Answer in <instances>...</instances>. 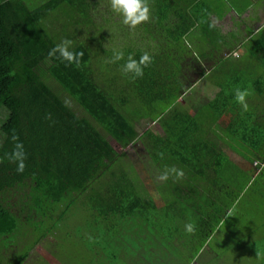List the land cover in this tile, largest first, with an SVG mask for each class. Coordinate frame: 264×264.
<instances>
[{"label":"trees","instance_id":"1","mask_svg":"<svg viewBox=\"0 0 264 264\" xmlns=\"http://www.w3.org/2000/svg\"><path fill=\"white\" fill-rule=\"evenodd\" d=\"M156 3L147 0L150 18L137 25L140 45L137 36L118 50L105 45L119 24L102 11L110 0H0V105L8 111L0 128V264H27L39 244L59 264H151L163 256L168 264H193L217 237L207 248L213 256L234 242L244 248L251 237L246 219L239 221L244 213L233 209L258 184L264 188V28L244 42L247 54L239 58L195 54L189 39L201 13ZM65 39L70 51L83 53L78 66L49 56ZM144 39L151 46L140 47ZM114 52L124 58L111 62ZM145 53L151 62L143 77L123 72L129 55ZM204 59L215 68H201ZM45 74L100 129L72 111ZM203 78L213 90L194 112L179 101ZM237 90L246 93L243 104ZM142 121L162 133H140ZM106 137L123 149L140 143L143 170ZM172 167L183 177L173 173L160 184L149 177ZM261 197L255 211L264 208ZM73 210L88 217L76 232L84 258L62 251ZM227 229L233 233L223 234ZM257 254L264 264V250Z\"/></svg>","mask_w":264,"mask_h":264},{"label":"rangeland","instance_id":"2","mask_svg":"<svg viewBox=\"0 0 264 264\" xmlns=\"http://www.w3.org/2000/svg\"><path fill=\"white\" fill-rule=\"evenodd\" d=\"M34 1H35V3L40 4L42 1H45V0H34ZM102 11L105 13L106 17H108V15L110 14V16L113 17L114 21L119 22V24L116 27L114 26V28L111 29V31L108 30L109 34L107 32L106 35L108 36V40L111 38L112 41L105 42L106 47L121 50L123 47L130 45V43L132 41H134V39L137 36H138L137 37V39H138L137 45H140V43H141L140 36L141 35H139L137 32V28H138L137 26L135 28H129L127 25H124L122 22L123 17L119 13L114 12L112 10L110 4L108 6L104 5V7L102 8ZM99 20H100V18H99ZM62 24H63V21L57 25L58 30H62V27H63ZM142 26L143 25H141L140 27H142ZM148 44H149V46H151L152 42L144 39V42L141 44L140 47L146 46ZM238 54L239 55H237V56L239 58V56H241V54L240 53H238ZM44 66H42L43 70H45ZM43 79H44L45 83H47L54 91H57V94L60 95L61 98L64 97L65 102L68 103V106L71 108L72 111H74L79 117L86 118V119L90 120L95 127L100 129L99 126L94 121H92L89 118V116L83 111V109L77 104V102L74 101V99L71 96H69L66 92H64L61 89V87L58 85L57 82H55L47 74L44 75ZM201 81H203V83H202L203 85L200 86L199 82H198L196 84L197 86L194 85V87H192L189 91H187L179 101L181 103V105L190 108L194 112L197 111L199 108H201L207 102V100L205 98V93L213 90V88H211V87H213V85H211L209 82H206V79L203 78ZM7 117H8V111L0 105V128H1L2 124L5 122ZM149 123H150L149 121H142L140 123H137L138 131L140 133H142L146 130V128L152 127L157 132H159L160 134L162 133L158 124L154 125V124H149ZM106 138L110 141V143L115 148V150L118 153H120L121 155H123V157L126 159L127 162L135 163L139 167L142 165V164H140L139 157H138V155H141V150H142L140 143H135L133 146L128 147L126 149H123L119 145H117V143L114 140H112L111 138H108V137H106ZM223 148L225 149L226 153L232 159H234L236 161H243V159H239L241 157L237 156V154L232 152L233 149H230V147L223 146ZM142 167H143V165L141 166L140 170H143ZM150 170H152V169H150ZM152 171H154V170H152ZM145 172H146V170H145ZM148 172H149V170H148ZM147 175H148V173H147ZM149 175H150L149 177L151 179H153L155 181V183L160 184L162 182L158 179V177H159L158 174L149 173ZM258 189H260L259 184H258V186H256L254 188L253 191H251L250 193L247 192L248 194L246 193L244 195V197L240 201H238L237 205L233 209L234 212L235 211L243 212L244 216L240 217L239 221H240V223H242L246 219L244 222V225L248 224V226H246V229H247L249 236H251V237H249V240H246V242H245L246 245L244 246V248H242L241 246H237L238 244L235 245L237 242H234L233 243L234 246L232 247V250L230 252H223V255H221V256H220V253H216V256H213L211 254V251L207 250V248L208 247L211 248L212 245H216V241L218 240V237H217L215 240H212L210 243H208L206 245V247L204 246V248L201 250V252L199 254V257H200L199 262L194 261L193 264H203V262L205 263V262H213V261L215 262V264H228V263H230V264H259L260 263V260L257 259L258 258L257 253H260L264 250L263 249V247H264V237H263V234H264V224H263L264 223V208L258 209L257 211H255L254 210V204H255V202L257 204H260V202L262 200L261 195H264V193H263L264 188H263V192L258 191ZM254 192H256V193L254 194ZM246 212L248 213V215L246 214ZM87 218L88 217H87V214L85 211L73 210L72 215L67 220V223L70 227V230H68L70 232L69 239L66 241V244H64V245H66V248H62V251H67L71 255H72V253H74V256L78 255L77 257H80V253H81V258H84L85 247L83 246V244L79 243V235L76 232L79 230L80 225H82L86 221ZM237 221H238V219H237ZM253 231H255L256 233L251 234V232H253ZM226 233L232 234L233 232L231 229L230 230L227 229L225 231V233H223V234H226ZM236 238L238 240H240L241 238L244 239V231H241V233L237 232ZM50 242H53L54 244L57 243V241H55L53 238H50ZM199 242H200V240L198 242H196L195 245H198ZM28 243H30V241L25 239L24 245H26ZM42 247H43V245L39 244L30 252L27 264H37V263L45 262V261L50 262L51 264H59L56 260H50L52 258L51 255L47 258V255L49 254V252L44 251L42 249ZM136 252H137L136 247H134V249L132 250L131 253L134 254ZM172 256H173V254H172ZM262 258H264L263 255H262ZM68 260H69V258H65V255L60 256L61 262H65ZM168 261H170V260L169 259L166 260V258H164V256H163V258H161L160 260H153L152 259L151 264H168L167 263ZM171 262L176 264L178 261L175 260V261H171ZM118 264H123V263L121 262ZM148 264H150V263H148Z\"/></svg>","mask_w":264,"mask_h":264},{"label":"crops","instance_id":"3","mask_svg":"<svg viewBox=\"0 0 264 264\" xmlns=\"http://www.w3.org/2000/svg\"><path fill=\"white\" fill-rule=\"evenodd\" d=\"M150 1L153 4L158 2ZM159 1L165 3L168 0ZM170 1L180 9L195 7L193 9L202 15L198 22L195 21V34L189 39L195 54L232 55L238 58V53L241 56L247 54L244 42L264 28V0ZM199 30L203 31L200 35L197 34ZM200 66L208 72L215 68L213 62L206 59L200 61Z\"/></svg>","mask_w":264,"mask_h":264},{"label":"clouds","instance_id":"4","mask_svg":"<svg viewBox=\"0 0 264 264\" xmlns=\"http://www.w3.org/2000/svg\"><path fill=\"white\" fill-rule=\"evenodd\" d=\"M110 5L114 12L119 13L123 17V24L127 25L129 28H135L141 22H146L150 18V10L147 0H110ZM71 45L72 41L65 39L49 52V56H54L59 53V58L62 61H67L68 64L75 63L78 66L80 63V57L83 53L70 51L69 49ZM123 58V52H114L111 62L115 63ZM150 62V57L147 53L143 54L139 60L133 59V57L129 55L122 66V70L125 74L131 73L133 79L140 78L143 77L144 68L147 67ZM245 95L246 93L237 90L235 93V99L243 104ZM173 173L175 174L176 179H180L184 175L182 170L172 167L166 168L158 179L160 181H167L169 176ZM185 231L187 233H192L194 231V226L191 223L185 225Z\"/></svg>","mask_w":264,"mask_h":264}]
</instances>
